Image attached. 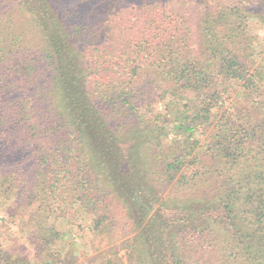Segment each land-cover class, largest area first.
Masks as SVG:
<instances>
[{
    "label": "trees",
    "instance_id": "1",
    "mask_svg": "<svg viewBox=\"0 0 264 264\" xmlns=\"http://www.w3.org/2000/svg\"><path fill=\"white\" fill-rule=\"evenodd\" d=\"M137 1L144 11L103 0L124 24L93 55L102 62L95 71L75 48L96 37L86 23L60 26L38 4L32 20L44 30L34 38L13 33L0 9V198L24 195L44 244L49 233L63 240L49 224L79 203L94 230L117 223L135 234L123 244L129 264H264V65L248 12L207 0ZM146 88L186 102L176 106L171 141L161 114H133ZM131 129L138 155L120 148L117 130L129 140ZM0 264L30 263L0 250Z\"/></svg>",
    "mask_w": 264,
    "mask_h": 264
},
{
    "label": "rangeland",
    "instance_id": "2",
    "mask_svg": "<svg viewBox=\"0 0 264 264\" xmlns=\"http://www.w3.org/2000/svg\"><path fill=\"white\" fill-rule=\"evenodd\" d=\"M30 1H33L35 5ZM116 1L117 4L122 6L125 2V4L139 7L130 10L131 12H137L138 9L144 11L140 8L141 4L137 0H115V3ZM207 1L217 9L240 7L248 12L249 34L255 39L256 62L264 65V0ZM28 2L33 6H28ZM0 4H3L0 9H4V11L8 9L12 15L11 29L13 33L19 30L20 32L30 33V35L33 34L34 38H38L39 33L44 30V28H37L32 20L34 16L32 8L38 7V4L43 6L44 11L49 9V12L45 11V13L56 17L60 26L69 28L71 24L86 23L89 29L97 31L96 37L90 39L88 35L83 36V39L87 38V42L84 44L80 43L75 48L84 58L80 63L82 62L85 67H93V71L102 67V62H98L97 57L94 58L93 55L96 54V51H100V47L107 50L111 47L113 42L110 38L113 34L109 32L111 27L113 25L116 26L121 34L119 25L124 24L123 21L112 22V18H109V14H106L108 10L106 4L103 6V0H38L37 2L36 0H0ZM98 75L102 76L101 72ZM93 78H91L90 82ZM155 89L151 91L146 88L147 99L146 103L142 104L144 110L139 106V109L135 108L133 114L137 113L140 116L145 113L147 118H150L149 111H152L156 116L161 114L163 117L160 116L159 120L161 123L167 121V131L170 133L169 138L164 136L162 139L164 142L171 141L174 139V125L171 121L177 117L176 106L179 105L182 111V105H185L186 102L172 96L159 98L158 96L161 93L158 92L157 88ZM230 94L233 97V101H240L242 99L240 84L233 82ZM171 106L173 107L171 108ZM167 107L170 108L168 111H166ZM107 111L109 114L111 113L110 110ZM168 113L172 114L168 115ZM113 117L118 118V123H122V120L127 118L123 112L115 113ZM117 132L123 134L122 145H120L121 150L128 151L132 149L131 154L138 155L141 151L138 148L139 143H141L137 135L138 130H130L129 140H124V130H117ZM201 141L205 145L204 138ZM203 149L205 148H202L200 153L203 152ZM16 198H0V250L14 257L21 258L30 264H119V262L121 264H129L130 250L124 249L123 244L132 239L135 234L128 235L120 224L115 223L113 230L109 227L102 234L94 230V215L77 203L70 206L67 211H62L60 219L52 220L49 224L50 227L63 234V240L61 241L57 238L55 241L49 233L48 237L52 243L44 244L37 239L36 223H30L35 214L34 207L26 206L27 204L24 203L23 199L25 198L24 195ZM20 205L23 206L20 207ZM115 209L119 213L123 212V209L119 206H116ZM109 234L111 238L108 237Z\"/></svg>",
    "mask_w": 264,
    "mask_h": 264
}]
</instances>
